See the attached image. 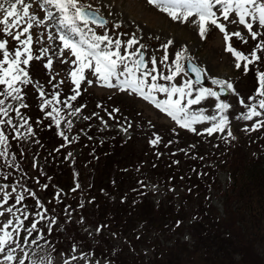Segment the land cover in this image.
<instances>
[{
    "label": "trees",
    "instance_id": "1",
    "mask_svg": "<svg viewBox=\"0 0 264 264\" xmlns=\"http://www.w3.org/2000/svg\"><path fill=\"white\" fill-rule=\"evenodd\" d=\"M244 48L239 49L250 52L251 47ZM249 67V72L243 68L241 72L253 82L254 92L256 68L264 70V66ZM49 76L42 77V88L59 92L60 99L67 100L73 92L61 79L50 80ZM37 77L41 78L40 73ZM27 88L33 85L23 88L28 107L21 112L29 118L35 135L13 140L11 127L0 126L11 143L10 155L0 159V183H22L43 202L48 215L57 218L51 233L44 228L48 243L40 241L41 250L53 256L77 249L97 264H264V126L252 131L251 124L231 137L218 138L214 133L208 136L214 138L208 148L202 143V149L195 151L182 145L174 148H183L181 152L157 156L156 145L164 144L161 138L155 145L150 143L157 135L147 136L136 146L116 131L98 132L85 116L72 126L76 139L68 136L64 140L41 111L37 92L33 91V99L25 97ZM88 102L92 99L80 91L70 103L84 107ZM94 102L96 110H106L102 107L106 101ZM10 115L14 122L22 123L14 112ZM205 137L203 134L200 140ZM74 147L79 149L77 155L71 154ZM31 154L39 158L40 165L30 164L27 158ZM219 169L227 173L224 185L218 179ZM6 173L10 174L8 180L2 178ZM151 178L167 191L155 202L145 185ZM168 187L176 188L170 191ZM214 190L221 195L222 213L211 203ZM57 192L61 193L59 200ZM24 203L33 213L38 211L31 196ZM87 225L92 234L84 230ZM184 234L188 239L182 238ZM34 237L35 233L29 239Z\"/></svg>",
    "mask_w": 264,
    "mask_h": 264
},
{
    "label": "snow or ice",
    "instance_id": "2",
    "mask_svg": "<svg viewBox=\"0 0 264 264\" xmlns=\"http://www.w3.org/2000/svg\"><path fill=\"white\" fill-rule=\"evenodd\" d=\"M5 2H0V11L4 13L0 25L3 26L4 34L16 42V46L10 49L7 46V40H0V86H2L0 87V97H2L0 98V126L11 127L15 133L11 139L27 140L35 135L33 127L29 124V118L21 112L22 108L28 107L23 88L33 84L28 71L30 61L41 59L49 49L41 48L38 55L34 53L31 33L34 25L55 29V34H50L48 39L53 42L59 40L61 63L73 66L68 76L75 87L71 89L73 94L67 100L62 101L59 92H53L50 98H45L46 94L42 86H38L41 111L45 112L59 129L58 135L64 140H69V137L61 128L62 122L63 127L71 131L72 121L65 120L61 113L64 108H72V112L69 113L72 116L80 112V108L73 107L70 102L77 100L82 82L93 84V80L87 78L86 70L102 86L115 88L121 92L127 91L129 94L134 93L142 97L161 112L166 113L180 128L196 132V125L207 123L210 126L204 127L198 134L207 133L211 136L217 132H224L229 127L227 113L231 105L222 100L221 96L230 90L234 91L233 84L226 80L214 79L212 83L219 87V91L209 87H197L201 84V71L195 66L191 69L195 74L194 80H184L179 85L173 83L176 77L184 72L182 61L186 50L177 51L175 59L169 63L168 48L173 43L171 40L161 45L164 55L160 58L159 65L167 70L165 74L164 71H158L155 55L150 58L145 56L142 49L146 46L137 40L135 34L126 41L120 38L125 34L110 35L108 21L98 11H94L90 5H85L80 0H34L44 13L43 19L34 13L30 14L32 4L25 0H14L9 7H5ZM147 3L166 13L173 21L179 20L186 23L189 18L195 17L191 22L198 25L201 38H204L210 26H214L223 33L226 42L225 50L235 58L237 69H240L241 62H244L243 70L247 73L250 71V65H256L262 61L258 53L264 51V31L253 29L254 26H258L259 29L264 30V0H147ZM18 6L23 8L22 16L18 11ZM221 19L226 23H221ZM21 21L25 22L26 26L14 34L11 29L18 28ZM229 25H242L251 39L257 41L250 53L238 50L229 43L231 37L240 39L244 44L248 43L240 31H227ZM113 27L119 28V25H113ZM97 29L103 30V33L100 34ZM134 45H139V47H134ZM65 52L68 55H65ZM51 64L52 60L48 59L45 67ZM256 77L258 86L253 95L248 97L249 103L246 104L243 99L239 101L246 110L236 119L251 121L254 117H264V70L256 68ZM53 87L56 88L58 85H53ZM157 94H163L165 98L158 99ZM209 98H214L216 101L211 114H207L208 109L205 107L193 109L192 106L202 105ZM8 100L16 101L18 106L7 104ZM47 108H50V111H45ZM113 111L119 110L113 109ZM12 112L22 123L14 122L10 115ZM84 119H89V117H84ZM261 126H264V118L256 120L251 130L255 131ZM21 129L24 131L21 132ZM123 130L127 131V129ZM227 135L231 137L232 132L228 131ZM159 142V137L150 141L153 145ZM10 148L9 135L0 127V159L10 155ZM12 160H15L14 156ZM13 166V164H8V167ZM9 175L6 173L2 178L8 180ZM76 187L79 188V184ZM29 196L36 200L35 207L38 211L35 213L31 212L24 203ZM60 196L61 193L57 192L56 199L59 200ZM65 212L69 217L71 216L68 208ZM5 216L9 218L2 219ZM30 217L32 222L26 226L25 221H28ZM55 224H57V218L54 215L49 216L48 209L43 202L22 183L0 184V257H2L0 264H53L48 252L43 250L27 252L24 246L39 248L41 247L39 242L42 240L47 244L44 228L51 233L52 226ZM96 231L99 232L100 228ZM22 233L24 235L21 243ZM34 233L35 237L30 240L29 238L33 237ZM17 250L23 253L22 257L16 255ZM75 258L72 257V259ZM64 264H69V261L65 260Z\"/></svg>",
    "mask_w": 264,
    "mask_h": 264
},
{
    "label": "rangeland",
    "instance_id": "3",
    "mask_svg": "<svg viewBox=\"0 0 264 264\" xmlns=\"http://www.w3.org/2000/svg\"><path fill=\"white\" fill-rule=\"evenodd\" d=\"M0 2H5V0H0ZM11 2H14V0H8V2H5V7H9ZM25 2L32 4V7L29 10L30 14L34 13L40 19H43L44 13L39 9L38 3H35L34 0H25ZM80 2L85 5H90L93 10L98 11L99 14L108 21V31L110 35L115 36L121 33L125 34L120 38L126 41L133 34H135L137 40L146 46L145 49H142L145 56L147 58H150L152 55L157 57L158 71H164L165 74H167V70L163 69V67L159 65V60L164 55V50L161 48L162 44H166L169 40L173 42L168 48L169 63L175 59V53L177 51L186 50L183 53L184 59L182 61L184 72L177 76L173 83L179 85L184 80H192L185 70L184 64L187 59H192V61L203 72L205 82L197 87H209L216 90L217 86L212 83L214 79L231 82L233 84L234 91L230 90L225 97H221L222 100L231 105V108L227 113L229 115V127L225 129L224 132L215 133L218 138H221L222 135L228 136V131H231L232 136H234L238 134L237 131L240 129L253 124L255 120L264 118L254 117L251 121L236 119L240 113L246 110L239 101L243 99L246 104L249 103L248 97L255 92L252 91L253 82H248L247 78L244 77L241 72L244 62H241L242 66L240 69L235 67V58L231 53L225 50L226 42L224 40L223 33H221L214 26H210L209 30L206 31L204 38H201L199 35L198 25H194L191 22L195 19V17L189 18V21L186 23H182L179 20L173 21L166 13L161 12L153 5H149L147 0H80ZM18 11L22 16L23 8L21 6H18ZM3 16V11H0V20L3 19ZM220 22L226 23L222 19ZM113 25H119V28H114ZM25 26L26 23L21 21L19 27H14L11 31L15 34L16 32L21 31ZM253 30L264 31L259 29L258 26H254ZM97 31L100 34L103 33V30L97 29ZM227 31H240L248 40V43L244 44L240 39L231 37L229 43H231L233 47L238 50H240L239 48L245 49L244 47H251L249 49L251 52L257 42L251 39L247 30L242 25H229L227 27ZM31 33L34 41L32 45L34 53L38 55L41 48H48L49 51L45 56L41 57V59L32 60L30 62V76L33 80V84H31L33 85V90L31 88H27L25 90V97L33 99V91H36L38 96H40V89L38 86H41L40 81L42 80V77H48V74H50V80L61 79L64 82V85H66L67 90L74 88L75 85L71 84L70 77L68 76V73L73 66L61 63L62 57L59 56V46L61 45L59 40L57 39L53 42L48 39L50 34H55V29L46 28L43 25H34L31 29ZM21 38L23 39L24 37L22 36ZM0 40H7V46L10 49L16 46V42L10 36H6L4 34L2 25H0ZM134 47H139V45H134ZM250 52L247 51V53ZM263 52L264 51L258 53V55H261ZM65 55H68V53L65 52ZM48 59L52 60V64L45 67ZM258 65L263 67L264 59H262ZM44 68L47 70L45 73ZM38 73H40L41 78L37 77ZM86 76L88 79L93 80V84L89 85L86 81L82 82L79 90L81 92H85V94H87V98L92 99V102L84 103V107L79 105L78 107L80 108V112L75 116L69 115L72 110L70 111L64 108L62 111V115H64L65 119L72 121V126H76L80 123L83 116L89 117L90 121H92L91 127L98 128V132H102L106 135L109 131H116L121 138L133 141L137 144L136 146L148 138L147 136L150 135L154 137L157 135L159 138L163 139L164 142L163 145L161 142L156 145V147H158L156 148L157 156L173 155L174 153L181 152L183 148H174L182 145L191 147L195 151L201 148L202 143L206 145L204 148H208L210 142L214 140V138L208 137L209 135L207 133H204L207 136L205 137L206 139L200 140V136L202 135L198 134L199 132H202L204 127L210 126L209 124L205 123L196 125V132L180 128L175 121L167 116L166 113L161 112L153 104L145 101L142 97H139L134 93L129 94L127 91L121 92L115 88L102 86V84L95 81V79L91 76V73L87 70ZM159 82L165 83L164 81ZM42 90L46 94L45 98H50L51 92L48 93V89L46 88L45 90L42 88ZM157 97L158 99L165 98L163 94H157ZM94 100L99 101L101 104L103 103L102 101H106V104H102V107L106 110H96L95 107L97 104ZM215 103L216 101L214 98H209L202 105H195L192 107L193 109L205 107L208 109L207 114H211V109L214 107ZM8 104L18 106L16 101H11ZM110 106L112 109H109ZM113 109H118L119 111L114 112ZM16 120L20 122L18 117H16ZM61 128L63 131H67V129L63 127V122ZM123 129H127V131H124ZM71 131L67 136H70V138L75 137V128L73 127ZM82 133L83 131L79 130L78 134L81 135ZM169 136L171 137L169 138ZM177 137H180L181 139L175 141ZM78 151V147H74L71 154L77 155ZM27 159L31 165L32 162L37 165L41 164L39 158L34 154L29 155ZM218 179L220 183L224 185V182L227 179V173L225 170L219 169ZM154 181L155 180L152 178L145 180V185L149 191L148 197L153 202L160 199L163 194L167 193L162 184L155 183ZM127 182L128 181L125 182V187ZM175 188L176 187H168L170 191H175ZM8 190L10 191V189ZM210 200L211 203L217 207L218 211L222 213V198L216 190L212 192ZM8 218V216H5L2 219L6 220ZM31 220L32 219L25 221L26 226L30 225ZM84 230L89 234L94 232L92 227L89 225L85 226ZM23 235L24 233L21 234V243ZM182 238L188 239L186 234H184ZM24 250L27 252L41 251V247L24 246ZM16 255L22 257L23 253L17 250ZM73 256L76 258L72 259ZM51 257L53 264H64L65 260H68L69 264H97L94 263L91 257L84 256L82 252L77 249H75V251L71 249L65 253L58 252ZM0 259H2V257H0Z\"/></svg>",
    "mask_w": 264,
    "mask_h": 264
},
{
    "label": "water",
    "instance_id": "4",
    "mask_svg": "<svg viewBox=\"0 0 264 264\" xmlns=\"http://www.w3.org/2000/svg\"><path fill=\"white\" fill-rule=\"evenodd\" d=\"M95 11V10H94ZM185 66H186V70H187V72H188V74L190 75V77L194 80L195 79V74L192 72V67H196L198 70H200L201 71V84L202 83H204L205 82V78H204V75H203V72H202V70L192 61V60H190V59H187L186 60V62H185ZM217 91H219V87H217V89H216ZM228 93V92H227ZM227 93L226 94H224V95H222V96H225V95H227Z\"/></svg>",
    "mask_w": 264,
    "mask_h": 264
},
{
    "label": "bare ground",
    "instance_id": "5",
    "mask_svg": "<svg viewBox=\"0 0 264 264\" xmlns=\"http://www.w3.org/2000/svg\"><path fill=\"white\" fill-rule=\"evenodd\" d=\"M163 14V13H162Z\"/></svg>",
    "mask_w": 264,
    "mask_h": 264
}]
</instances>
